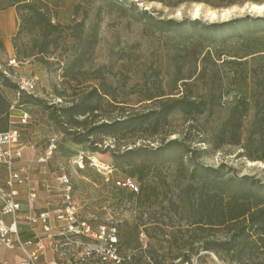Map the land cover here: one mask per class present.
Instances as JSON below:
<instances>
[{
    "label": "rangeland",
    "instance_id": "374dc122",
    "mask_svg": "<svg viewBox=\"0 0 264 264\" xmlns=\"http://www.w3.org/2000/svg\"><path fill=\"white\" fill-rule=\"evenodd\" d=\"M262 2L0 0V15L11 9L8 19L16 22L8 35L0 30V94L10 113L31 114L27 124L6 120L0 128H21L23 141L37 142L40 152L56 140L49 171L71 178L81 217L95 229H116L115 264L264 262L263 247L248 242L241 251L246 238H234L233 223L215 228L193 223L201 183L191 179L199 164L264 181V144H248L256 103L264 106V14L239 10ZM196 4L202 5L199 17L193 16ZM233 7L227 17L219 16ZM208 8L218 11L216 19L204 12ZM170 19L182 24L159 21ZM213 23L217 26L208 28ZM89 45L83 64L76 62ZM6 72L37 79L35 95H21L14 109L17 89L7 84ZM93 86L101 98L91 94ZM172 98L204 100L205 111L177 108L164 118L160 101ZM85 100L98 101L99 110L64 112ZM240 100L249 105L241 141H222V124ZM124 119L129 122L115 132L96 128ZM31 155L39 153L27 150V162ZM107 236L102 242L111 247ZM15 254L22 253L0 257Z\"/></svg>",
    "mask_w": 264,
    "mask_h": 264
},
{
    "label": "built area",
    "instance_id": "2783aa9c",
    "mask_svg": "<svg viewBox=\"0 0 264 264\" xmlns=\"http://www.w3.org/2000/svg\"><path fill=\"white\" fill-rule=\"evenodd\" d=\"M17 65L16 58L11 60ZM17 84L18 99L12 104L11 109L18 104L21 95H35L37 90V79L35 77H22L5 73ZM18 117L19 124H27L31 114L22 110L19 115L10 114L12 118ZM56 148V140L51 139L47 146L40 152L37 142L32 140L23 141L22 129L10 125L6 130H0V169H7L10 175L8 186L0 187V247L5 246L9 249L16 248V241L19 240V248L26 256L14 264H38L42 254L47 253V240H50V250L52 258L46 260V264H115L119 262L116 249L112 246L117 242L115 228L104 225L98 229L86 218L79 214V208L74 197V188L71 178L64 172L57 176L59 182L60 199L55 202L49 199L45 208L37 215L26 214L33 224L41 225V232L35 233L33 238L22 241L19 237V227L17 214L22 210V204L17 199L18 189L13 187L15 182L28 184V177L22 176L15 165L19 162L27 161L26 152L31 150L33 154L39 153V160L48 163ZM107 167L106 169H108ZM130 186L135 191H139V186L130 181ZM49 191L54 188L49 186ZM30 200L37 196V188L30 186L27 188ZM4 215L12 218L10 223L3 219ZM54 217V222L52 221ZM108 235L107 241L111 247L103 244L102 239ZM35 244L34 250H28L27 245ZM1 264V263H0Z\"/></svg>",
    "mask_w": 264,
    "mask_h": 264
},
{
    "label": "trees",
    "instance_id": "16d2710c",
    "mask_svg": "<svg viewBox=\"0 0 264 264\" xmlns=\"http://www.w3.org/2000/svg\"><path fill=\"white\" fill-rule=\"evenodd\" d=\"M162 24H176L180 25L182 22L175 23L174 20L168 21L159 20ZM199 23L198 20L192 21ZM215 23L208 25V28L216 27ZM92 44L96 43V35L91 41ZM88 46L76 60V62L83 64L86 54L91 50L92 46ZM7 84L11 87H17V84L12 82L5 75ZM104 93L108 94L104 88ZM94 97L101 98L102 94L99 93V88L93 86L90 91ZM10 103L0 94V123L11 120ZM98 101L94 104L85 100L84 102L73 104L64 110L66 114L78 115L86 114L88 112H95L99 110ZM257 111L252 124V130L248 137V144L253 145L258 143L264 144V106L256 103ZM160 114L166 118L173 110L180 108L187 114H201L205 111V101L199 102L186 99V98H172L161 99L160 101ZM249 111L248 101L240 100L236 102L230 111L228 118L222 124L220 130V138L222 141L230 140L234 143L241 141V129L243 121ZM149 115L141 116L142 123L148 119ZM122 121L128 123L129 119L118 120L112 123H105L97 126L96 128H103L105 131L111 130L115 132L124 127H121ZM118 126V127H116ZM116 129H113L115 128ZM0 128V130H6ZM191 179L201 183V190L197 193L195 203L196 220L194 224H207L210 228L215 226L227 225L233 223L235 237H245L246 241L240 246L241 251L246 250L248 242H252V248H264V181L258 178H253L248 175H225L221 173V168L212 166H203L195 164L191 172ZM190 188L195 190L196 187L190 184ZM195 194V193H194ZM256 236V239H250ZM247 242V243H246ZM241 244V243H238ZM235 245L227 249H233ZM259 264H264L260 262Z\"/></svg>",
    "mask_w": 264,
    "mask_h": 264
},
{
    "label": "crops",
    "instance_id": "0c3cea01",
    "mask_svg": "<svg viewBox=\"0 0 264 264\" xmlns=\"http://www.w3.org/2000/svg\"><path fill=\"white\" fill-rule=\"evenodd\" d=\"M13 11L11 9L5 10L2 15H0V30L3 36L9 34V32L13 31V24H16L15 19L9 20L8 13ZM13 123H18V120H13ZM17 170L13 172L19 171V173L24 176L28 177L30 182L28 184H20L15 182L13 187L18 189L19 194L17 195V199L22 204V210L17 214V222L18 227L20 230L19 237L22 241H26L30 238H33L35 233L41 232V225L33 224L28 219H26V214L30 213L31 215H37L40 211H42L45 206L47 205L49 199L54 200L57 202L60 198V191H59V182L57 180V176L52 174L49 171L48 163L42 162L39 160V155H31L30 161H23L19 162L15 165ZM10 172L7 169H0V187H7L8 181L10 178ZM30 186H35L37 188V196L35 199L30 200L27 188ZM48 185L53 187L52 191H49ZM3 219L10 223L12 218L8 215H4ZM52 221L54 222V217H52ZM47 243V253L42 254L39 258L38 264H46V260L48 258H52V253L50 250V240L46 241ZM36 248L35 244L27 245L28 250H34ZM17 250L21 252V255L15 254L14 256L8 258H1V264H14L20 261L22 258L26 256V253L19 248V240L16 241V248L9 249L5 246L0 247V253L6 251H14Z\"/></svg>",
    "mask_w": 264,
    "mask_h": 264
},
{
    "label": "bare ground",
    "instance_id": "6f19581e",
    "mask_svg": "<svg viewBox=\"0 0 264 264\" xmlns=\"http://www.w3.org/2000/svg\"><path fill=\"white\" fill-rule=\"evenodd\" d=\"M245 8H247V10H249L250 12H253V13L258 14V15L264 14V2H262V3H252V4H249V5H246V6L242 7V8H239V10L243 11ZM235 9H237V7L224 8L220 12L219 16L227 17ZM201 12H202V5L201 4H196L195 8H194V11H193V16L194 17H199ZM204 12L207 15H209L211 19H216L218 17V11L216 9L208 8Z\"/></svg>",
    "mask_w": 264,
    "mask_h": 264
}]
</instances>
